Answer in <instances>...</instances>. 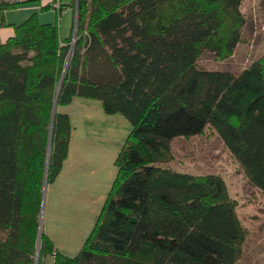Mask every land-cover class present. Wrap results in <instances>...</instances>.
I'll use <instances>...</instances> for the list:
<instances>
[{"label": "trees", "instance_id": "obj_1", "mask_svg": "<svg viewBox=\"0 0 264 264\" xmlns=\"http://www.w3.org/2000/svg\"><path fill=\"white\" fill-rule=\"evenodd\" d=\"M39 1L0 0V26L6 9ZM56 2L76 14L74 38L33 14L0 42V264H46L47 254L52 264H243L245 232L222 178L164 165L174 138L211 127L264 192V52L237 74L197 66L204 52L232 55L242 0ZM75 96L121 114L130 131L94 226L68 256L38 233L44 180L70 140L57 108Z\"/></svg>", "mask_w": 264, "mask_h": 264}, {"label": "rangeland", "instance_id": "obj_2", "mask_svg": "<svg viewBox=\"0 0 264 264\" xmlns=\"http://www.w3.org/2000/svg\"><path fill=\"white\" fill-rule=\"evenodd\" d=\"M240 11L245 25L232 55L220 59L204 52L197 61L200 69L237 74L263 54L264 0H242ZM63 18L61 21H68ZM57 109L69 116L70 140L57 177L42 191L38 240L40 231L53 225L56 233H62L58 235L60 247H54L73 256L81 249L104 203L116 174L114 160L130 124L121 114H106L101 102L94 99L75 96ZM170 145L171 159L165 166L194 176L215 174L222 178L245 232L239 261L264 264V192L248 182L217 132L206 127L199 135L174 138ZM44 259L52 264L49 254Z\"/></svg>", "mask_w": 264, "mask_h": 264}, {"label": "crops", "instance_id": "obj_3", "mask_svg": "<svg viewBox=\"0 0 264 264\" xmlns=\"http://www.w3.org/2000/svg\"><path fill=\"white\" fill-rule=\"evenodd\" d=\"M44 5H47L48 8L41 10V6ZM69 11L71 12V15H66V12ZM33 14L37 16L39 22L41 23H58L59 34L62 39L69 37L72 34V22L75 15L72 8L66 6L62 9H59L57 7L56 0H40L39 2L21 3L4 11L3 17L5 25L0 26V42L5 41L13 34L12 25L15 26L21 24ZM61 18H68V21H61ZM43 232L52 240L56 247H60L58 235L62 233H59V231L56 233L53 229V225H47Z\"/></svg>", "mask_w": 264, "mask_h": 264}, {"label": "water", "instance_id": "obj_4", "mask_svg": "<svg viewBox=\"0 0 264 264\" xmlns=\"http://www.w3.org/2000/svg\"><path fill=\"white\" fill-rule=\"evenodd\" d=\"M74 26H76V14H75V25ZM75 33H76V29L74 28L73 38L75 37ZM65 68H66V65H65ZM55 107H56V104L54 103V107H53L54 110H55ZM45 185H46V180H44V186L43 187H45ZM37 253H38V247H37Z\"/></svg>", "mask_w": 264, "mask_h": 264}, {"label": "built area", "instance_id": "obj_5", "mask_svg": "<svg viewBox=\"0 0 264 264\" xmlns=\"http://www.w3.org/2000/svg\"><path fill=\"white\" fill-rule=\"evenodd\" d=\"M10 1H12V2H17V1H19V0H10Z\"/></svg>", "mask_w": 264, "mask_h": 264}]
</instances>
